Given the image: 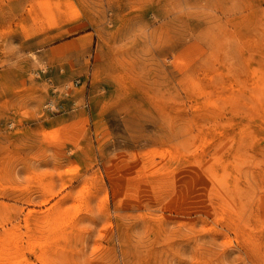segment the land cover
Instances as JSON below:
<instances>
[{
    "label": "rangeland",
    "instance_id": "1",
    "mask_svg": "<svg viewBox=\"0 0 264 264\" xmlns=\"http://www.w3.org/2000/svg\"><path fill=\"white\" fill-rule=\"evenodd\" d=\"M0 264H264V0H0Z\"/></svg>",
    "mask_w": 264,
    "mask_h": 264
}]
</instances>
